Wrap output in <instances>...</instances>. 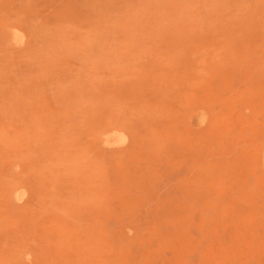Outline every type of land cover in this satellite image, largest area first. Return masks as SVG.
<instances>
[{
	"label": "rangeland",
	"instance_id": "obj_1",
	"mask_svg": "<svg viewBox=\"0 0 264 264\" xmlns=\"http://www.w3.org/2000/svg\"><path fill=\"white\" fill-rule=\"evenodd\" d=\"M0 142V264H264V0H0Z\"/></svg>",
	"mask_w": 264,
	"mask_h": 264
},
{
	"label": "bare ground",
	"instance_id": "obj_2",
	"mask_svg": "<svg viewBox=\"0 0 264 264\" xmlns=\"http://www.w3.org/2000/svg\"><path fill=\"white\" fill-rule=\"evenodd\" d=\"M13 31H14V30H13ZM14 33H16V31H15ZM14 33H13V35H15V36L18 34V33H16V34H14ZM18 36H20V35L18 34ZM12 39H13V38H12ZM14 40L16 41L17 39H14ZM18 40H19V39H18ZM85 41H86V40H85ZM85 44H86V43H85ZM66 47L68 48V46H66ZM80 48H81V47H80ZM80 51H82V50L79 49L78 52H80ZM75 52H77V51H75ZM71 53H72V51H71ZM81 53H82V52H81ZM102 54H104V52H102ZM70 55H71V54H70ZM99 55H100V54H99ZM78 56H79V55H78ZM80 56H81V55H80ZM100 56H101V55H100ZM98 57H99V56H98ZM101 58H104V57L101 56ZM101 60H102V59H101ZM16 74H17V73H16ZM16 74H15V76H16ZM15 78L17 79V77H15ZM17 82H18V81H17ZM11 101H13V100H11ZM27 102H28V101H27ZM74 106H75V105H74ZM74 106H73V107H74ZM29 107H30V106H29ZM3 109H5V108H3ZM7 111H8V110H7ZM71 112H72V111H71ZM131 116H133V114H132ZM131 116H130V117H131ZM134 116H135V115H134ZM1 117H2V116H1ZM30 127H31V125H30ZM37 128H38V127H37ZM40 128H41V127H40ZM40 128H39V129H40ZM118 129H119V128H118ZM123 129H124V128H123ZM30 130L32 131V129H30ZM41 130H43V129H41ZM41 130H40V131H41ZM6 131H8V130L6 129ZM25 131H26V130H25ZM119 131H121V129H119ZM9 132H10V131H9ZM9 132H8V133H9ZM29 132H30V131H29ZM32 132H33V131H32ZM4 133H5V132H4ZM26 133H27V132H26ZM26 133H24V134H26ZM35 133H36V132H35ZM38 133H39V132H38ZM45 133H46V132H45ZM97 133H98V132H97ZM24 134H23V135H24ZM2 135H3V132H2ZM23 135H22V136H23ZM27 135H30V134L27 133ZM61 135H62V134H61ZM22 136H21V137H22ZM44 136H45V135H44ZM93 136H94V135H93ZM120 136H121V135H120ZM125 136H126V135H125ZM6 137H8V136L6 135ZM13 137H14V136H13ZM27 137H28V136H27ZM1 138H3V137L1 136ZM11 138H12V137H11ZM16 138H17V136H16ZM19 138H20V137H19ZM25 138H26V137H25ZM29 138L31 139V135H30ZM34 138H35V137H34ZM5 139H6V138H5ZM13 139H14V138H13ZM22 139H23V138H22ZM36 139H37V136H36ZM95 139H96V138H95ZM95 139H94V140H95ZM100 139H101V138H100ZM107 139H108V138H107ZM121 139H122V138H121ZM9 140H10V139H9ZM11 140H12V139H11ZM24 140H25V139H24ZM24 140H23L22 143H24ZM26 140H27V138H26ZM28 140H29V139H28ZM37 140H38V139H37ZM41 140H42V139H41ZM118 140H119V139H118ZM127 140H129V139H127ZM14 141H15V140H14ZM29 141H30V140H29ZM32 141H33V140H32ZM32 141H31V142H32ZM39 141H40V140H39ZM116 141H117V140H116ZM8 142L10 143V141H8ZM18 142H19V140H18ZM18 142H16V144H18ZM34 142H35V141H34ZM93 142H94V141H93ZM112 142H113V141H112ZM123 142H125V141H123ZM0 143H2V142H0ZM38 143H39V142L37 141V144H38ZM116 143H117V142H116ZM7 144H8V143H7ZM42 144H43V143H42ZM42 144L40 145V143H39L40 146H42ZM29 145H30V144H29ZM33 145H34V144H33ZM112 145H113V144H112ZM34 146H35V145H34ZM40 146H39V147H40ZM119 146H121V145H119ZM13 147H14V146H13ZM35 147L37 148V145H36ZM35 147H34V149H35ZM42 147H43V146H42ZM5 148H7V147H5ZM10 148H11V147H10ZM14 148H15V147H14ZM23 148H24V147H23ZM29 148H30V147H29ZM40 149L43 150V148H40ZM28 150H29V149H28ZM0 151H2V152L4 153V151H6V150L3 151V149H1ZM15 151H16V150H15ZM24 151L26 152V150H24ZM29 151H30V150H29ZM2 152H1V155H2ZM7 152H9V151H7ZM10 152H11V151H10ZM13 152H14V150H13ZM13 152H11V153H13ZM18 152H19V151H18ZM31 152H32V150H31ZM14 154H15V153H14ZM2 156H3V155H2ZM12 157L14 158V156H12ZM11 159H12V158H11ZM14 159H15V158H14ZM2 160H3V159H2ZM9 160H10V158H9ZM6 161H7V160H6ZM8 162H9V161H8ZM10 162H11V163H10ZM10 162H9V163L12 164L13 161H10ZM1 163H2V162H1ZM1 163H0V164H1ZM6 164H7V166H10V165H8V163H6ZM26 164H27V162H26ZM18 165H19V163H18ZM16 166H17V165H16ZM1 167H2V166H1ZM17 167H18V166H17ZM22 167H23V166H22ZM25 167H26V166H25ZM30 167H31V166H30ZM30 167L28 166V168H30ZM38 167H39V166H38ZM9 168H10V167H9ZM9 168H8V169H9ZM11 168H12V167H11ZM35 168H36V167H35ZM13 169H14V168H13ZM25 169H26V168H24V171H26ZM5 170H6V169H4V171H5ZM16 170H17V169H16ZM32 170H33V168H32ZM24 171H23V172H24ZM29 171H31V170H29ZM33 171H34V170H33ZM8 172L11 173V171H9V170H8ZM8 172H7V173H8ZM34 172H35V171H34ZM39 172H40V171H39ZM5 173H6V171L4 172V175H5ZM16 173H17V172H16ZM25 173H26V172H25ZM27 173H28V172H27ZM12 174H14V173H12ZM54 174H55V173H54ZM20 175H21V174H20ZM25 175H26V174H25ZM1 176H3V175H1ZM5 176H6V175H5ZM11 176H12V175H10V177H11ZM21 176H23V175H21ZM53 176H54V175H53ZM8 177H9V175L7 176V178H8ZM10 177H9V178H10ZM0 178H1V177H0ZM3 178H4V177H3ZM16 178H17V177H16ZM21 178H22V177H21ZM21 178H19V179L21 180ZM10 179H11V178H10ZM17 179H18V178H17ZM52 179H53V178H52ZM3 180H4V179H3ZM5 180H7V179H5ZM12 180H15V178L12 179ZM0 181H2V178H1ZM10 182H11V181H10ZM12 182H14V181H12ZM19 182H20V181H19ZM6 183H7V182H6ZM8 183H9V182H8ZM15 183L17 184V182H15ZM11 185H12V184H11ZM6 186H8V184H7ZM13 186H14V185H13ZM15 187H16V186H15ZM15 189H16V188H15ZM15 189H14V190H15ZM17 189H19V188H17ZM11 190H12V189H11ZM11 190H10V191H11ZM10 191H9V192H10ZM15 191H16V190H15ZM17 193H19V192H17ZM17 193H16V194H17ZM42 197H43V196H42Z\"/></svg>",
	"mask_w": 264,
	"mask_h": 264
}]
</instances>
